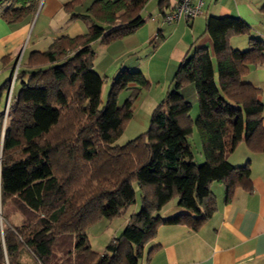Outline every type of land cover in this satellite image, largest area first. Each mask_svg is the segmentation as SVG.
I'll return each mask as SVG.
<instances>
[{"label":"trees","instance_id":"16d2710c","mask_svg":"<svg viewBox=\"0 0 264 264\" xmlns=\"http://www.w3.org/2000/svg\"><path fill=\"white\" fill-rule=\"evenodd\" d=\"M11 1L1 15L8 24L33 13L40 0ZM83 1L69 0L63 9L72 15ZM148 2L93 1L80 16L88 25L85 34L55 39L45 51L31 52L18 70L4 129L0 113V204L11 205L22 219L19 226L3 228L0 264H19L21 249L40 264H138L161 224L196 231L211 217L213 183L224 186L226 203L237 188H250L249 164L233 166L227 155L240 143L250 153L264 151L261 91L242 79L250 66H264V43L250 37V27L236 17H208L204 33L213 55L199 47L184 57L172 77L173 90L153 109L147 130L116 144L138 92L149 83L141 71L123 69L112 78L102 106L103 80L93 69L92 44L132 35L145 23L141 12ZM259 10L264 14V3ZM235 35L248 37L246 50L229 45ZM188 85L196 93L194 120L180 92ZM128 89L119 107L117 96ZM193 128L201 165L194 163L188 142ZM136 191L139 210L120 236L102 254L92 250L87 229L123 215L135 204ZM173 199L183 211L165 219L160 213Z\"/></svg>","mask_w":264,"mask_h":264},{"label":"crops","instance_id":"0c3cea01","mask_svg":"<svg viewBox=\"0 0 264 264\" xmlns=\"http://www.w3.org/2000/svg\"><path fill=\"white\" fill-rule=\"evenodd\" d=\"M68 1L40 0L33 13L12 24L6 23L1 17L4 8L12 1L0 3V89L8 82V86L0 92V113L4 116L11 97L17 90L18 70L27 64L31 52L45 51L52 41L61 36L74 38L87 32L88 25L80 16L85 15L87 8L95 0H84L76 6L72 15L79 16L77 18H71L72 15L63 9V5ZM152 1L154 0H149L144 9H147ZM178 2L179 0H163L160 5L158 0L156 11L148 14L151 24L147 25V20L143 18L145 23L140 28H145V31L140 35L137 33L139 31H136L122 39L123 41L113 43V46L121 48V54H124L125 58L130 59L136 55L134 59L138 61L137 50L141 46L146 43L154 44L157 38L164 39L163 26L167 24L163 22V17ZM263 3L264 0L203 1L202 18L182 20L175 25L172 23L173 26L168 25L172 26L171 32L181 31L182 48L175 47L174 53L178 52L175 61L179 64L193 49L199 47L207 48L210 55H213L211 40L204 33L208 17L239 18L250 27V31L254 29V34H250V37L264 43V14L259 10ZM178 45L179 43L176 46ZM229 45L239 50L248 46V37L231 36ZM123 69L141 71L142 68L133 60L119 66L116 73ZM242 79L261 91L259 100L263 105L264 128V66H254ZM227 160L233 166L249 164L250 188H237L231 201L226 203L224 186L221 183H213L211 191L216 200V210L211 217L196 231L185 225L161 224L157 227L154 238L144 247L143 257L138 264H264V151L258 154L250 153L241 143L227 155ZM165 208L160 215L166 218L182 212L175 207L167 210ZM20 222L18 217L15 226H19ZM154 247L156 249L148 255ZM19 264L40 263L27 249H21Z\"/></svg>","mask_w":264,"mask_h":264},{"label":"rangeland","instance_id":"374dc122","mask_svg":"<svg viewBox=\"0 0 264 264\" xmlns=\"http://www.w3.org/2000/svg\"><path fill=\"white\" fill-rule=\"evenodd\" d=\"M158 0H154L148 4L147 9L142 10V17L147 20L146 24H151L148 21V14H152L153 10L156 11V4ZM205 1V0H203ZM253 1V0H252ZM261 0H256V2ZM152 9V11H150ZM202 18L201 14L194 17V19ZM183 19H180V23ZM178 22V21H177ZM176 23V22H175ZM174 23V25H175ZM173 26V24H170ZM172 26H163L164 39L157 38L154 44L146 43L141 46L137 51L139 60L136 61L133 56L130 59L125 58L122 53V49L113 46V43L109 45L101 44L99 41H96L92 44V51L94 52V71L97 72L103 82L101 87V105L104 106L108 99V94L110 91V85L112 78H114L118 72L116 70L119 66L123 64H128L129 62L139 63L141 66V72L144 77L147 79L149 85L145 88H142L133 102V116L130 120L125 121L122 135L116 141L118 146H122L127 142L133 140L138 135L144 133L149 124L150 115L155 108V106L164 98L168 90H173V84L171 83L172 77L176 72V65L178 61H175V56L177 53H174V49L182 48L181 41V31L177 30L171 32ZM145 29V28H144ZM144 29L138 28L136 31H139V35L145 31ZM135 31V32H136ZM134 32V33H135ZM250 34H254V29L250 31ZM246 37V36H245ZM126 38V37H125ZM124 39V38H123ZM243 39V38H242ZM122 40V39H121ZM123 41V40H122ZM264 41V40H263ZM117 42V41H116ZM115 43V42H114ZM179 43L178 47L176 46ZM246 47H241L239 50L244 51ZM125 58V59H124ZM175 61V62H174ZM122 64V65H121ZM254 66H250L249 70L252 71ZM170 87V88H169ZM130 89L123 90L119 92L117 96V104L120 106L123 105L125 99L130 95ZM181 94L185 99L191 104L192 108L190 111V117L194 120L198 116V105L196 94L194 92V86L188 85L184 89L180 90ZM7 112L6 110L4 120H3V129L7 121ZM188 142L191 146V151L193 154V161L197 165H201L204 162V158L201 153V145L197 131L193 128L191 135L188 138ZM241 144V143H240ZM243 144V143H242ZM3 211V225H14L17 224L18 217L20 220L22 217L20 214L16 213L11 209V205L6 204L3 207L2 203L0 204ZM178 208L176 204V199H173L165 208ZM10 208L8 216H4V209ZM180 211H183L181 208H178ZM139 210V193L136 191L135 204L131 205L123 215L114 217L112 219H101L99 222L90 226L87 231V237L89 244L97 253H102L105 250L107 244L111 239L116 236L119 237L124 229V226L127 222L128 217ZM166 218V217H163ZM21 223V222H20Z\"/></svg>","mask_w":264,"mask_h":264},{"label":"built area","instance_id":"2783aa9c","mask_svg":"<svg viewBox=\"0 0 264 264\" xmlns=\"http://www.w3.org/2000/svg\"><path fill=\"white\" fill-rule=\"evenodd\" d=\"M202 3L203 0H179V2L174 6V8L169 13L164 15L163 22L170 25L172 23L179 21L180 19L183 20L193 19L197 15L201 14ZM3 228L4 225H3L2 211L0 205V246L4 251L5 247H4Z\"/></svg>","mask_w":264,"mask_h":264}]
</instances>
